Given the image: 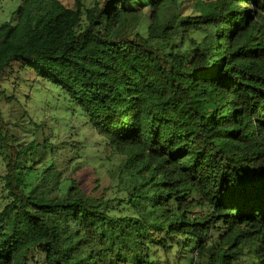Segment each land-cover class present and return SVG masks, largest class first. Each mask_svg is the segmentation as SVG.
<instances>
[{"label": "trees", "instance_id": "16d2710c", "mask_svg": "<svg viewBox=\"0 0 264 264\" xmlns=\"http://www.w3.org/2000/svg\"><path fill=\"white\" fill-rule=\"evenodd\" d=\"M21 1L0 79L19 62L124 161L121 196H87L0 115V264H264V0Z\"/></svg>", "mask_w": 264, "mask_h": 264}, {"label": "rangeland", "instance_id": "374dc122", "mask_svg": "<svg viewBox=\"0 0 264 264\" xmlns=\"http://www.w3.org/2000/svg\"><path fill=\"white\" fill-rule=\"evenodd\" d=\"M60 1L66 7H74L75 0ZM93 1L99 0H81L85 7ZM21 2L0 0V24L10 21L12 12ZM175 9L183 16L195 12L191 0H178ZM148 14V8L139 13L123 14L117 31L129 37L137 33L146 37ZM0 93L3 97L0 98V115L9 126L12 144L20 146L31 140L47 141L54 147L55 177L58 180H74L84 194L94 198L105 200L121 196L117 183L123 156L104 144L82 118L70 115V109L56 88L51 91L19 62H13L0 79ZM70 162L73 163L69 165ZM3 174L4 163L0 157V211L7 202L1 180ZM29 261L30 264H41L38 255H32Z\"/></svg>", "mask_w": 264, "mask_h": 264}]
</instances>
